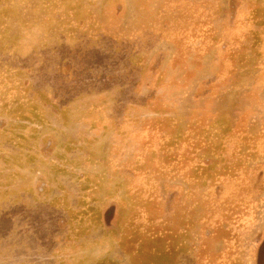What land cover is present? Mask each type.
Wrapping results in <instances>:
<instances>
[{"label":"rangeland","instance_id":"1","mask_svg":"<svg viewBox=\"0 0 264 264\" xmlns=\"http://www.w3.org/2000/svg\"><path fill=\"white\" fill-rule=\"evenodd\" d=\"M0 264H264V0H0Z\"/></svg>","mask_w":264,"mask_h":264},{"label":"trees","instance_id":"2","mask_svg":"<svg viewBox=\"0 0 264 264\" xmlns=\"http://www.w3.org/2000/svg\"><path fill=\"white\" fill-rule=\"evenodd\" d=\"M109 8H112V6H108L107 8H106V11H108L109 10ZM107 13V12H106Z\"/></svg>","mask_w":264,"mask_h":264},{"label":"flooded vegetation","instance_id":"3","mask_svg":"<svg viewBox=\"0 0 264 264\" xmlns=\"http://www.w3.org/2000/svg\"><path fill=\"white\" fill-rule=\"evenodd\" d=\"M162 1H163V0H162ZM16 197L18 198V196H17V195H16ZM17 198H16V199H17ZM16 202H18V200H16ZM16 202L14 201V203H16Z\"/></svg>","mask_w":264,"mask_h":264}]
</instances>
